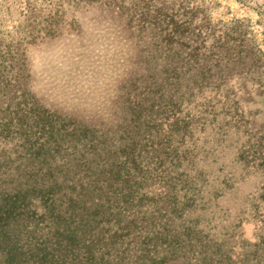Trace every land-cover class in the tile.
Segmentation results:
<instances>
[{"label": "trees", "instance_id": "obj_1", "mask_svg": "<svg viewBox=\"0 0 264 264\" xmlns=\"http://www.w3.org/2000/svg\"><path fill=\"white\" fill-rule=\"evenodd\" d=\"M19 7L24 31L0 34V264H243V171L264 169V133L243 139L264 96L243 24L206 25L194 0ZM84 8L141 46L110 125L44 106L22 65L20 46L66 38ZM253 248L246 264H264Z\"/></svg>", "mask_w": 264, "mask_h": 264}, {"label": "rangeland", "instance_id": "obj_2", "mask_svg": "<svg viewBox=\"0 0 264 264\" xmlns=\"http://www.w3.org/2000/svg\"><path fill=\"white\" fill-rule=\"evenodd\" d=\"M194 1L203 8L204 24L229 28L239 20L242 30L247 32L248 48L264 54V0ZM19 3L20 0H0L1 35L7 31L15 33L18 30V34L24 31L20 27L23 18ZM108 14L105 9L98 8L69 13L67 20H74L75 24L72 28L69 26L66 38L25 44L19 49L26 55L22 65L29 70L31 83L44 106L103 126L114 123L118 113L114 102L121 95L118 83L133 69L135 51L141 48L128 34L126 19ZM15 42L12 49L16 50ZM262 61L264 66V58ZM244 114L247 122L243 139L246 143L250 131L256 135L264 133V96L254 97ZM244 142L249 160L250 144ZM263 182V167L243 171L239 199L243 219L239 229L243 264H246L245 255L251 251V246H255L257 257L264 261V223H260L261 214H264Z\"/></svg>", "mask_w": 264, "mask_h": 264}]
</instances>
